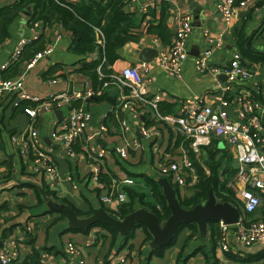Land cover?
<instances>
[{"label":"crops","instance_id":"obj_1","mask_svg":"<svg viewBox=\"0 0 264 264\" xmlns=\"http://www.w3.org/2000/svg\"><path fill=\"white\" fill-rule=\"evenodd\" d=\"M14 1L0 0V6L13 3ZM146 1L142 0L141 2L144 3ZM162 1L156 0L153 6H148L145 10L144 6L140 7V4L137 2H127L128 12L133 13L137 21V26L131 29V33L137 38L121 46V54L118 53V58L111 63L113 71H118L121 67L129 64L136 66L144 62L139 60L138 57V53L142 47H150L158 52L160 47L167 45L159 37L157 39L156 35L148 33L145 30V25L148 21H152L154 24L159 22ZM255 1H261L259 9H250L247 12L240 13L229 24H226L221 20L216 11V0H167L168 6L164 17H166L165 23L170 33L169 42L181 17L186 14L191 16L192 30L187 39L188 57L182 65L180 78L169 76L159 66L157 54L149 61H145L148 66V72L144 74V77L150 79L149 90L152 92L159 91L162 96V100L159 102L160 111L161 106H167V113H176L179 102L186 97L192 98L201 95L207 101L219 98L220 87L225 82V79L220 77L222 74L216 77L208 73L200 74L196 71L194 65L195 58L208 46L203 34L205 29L213 35L221 33L223 38V44L212 51L209 59L212 64L223 65L228 62L232 51L238 48L235 36L236 31L241 30L244 33L246 42L253 34L248 48L255 52L264 51V45H261V48L259 46L252 47L251 45L253 41L258 44L263 42L264 44V0ZM29 9L31 10V8ZM28 19L29 16L20 13L10 23L8 27L9 36L0 44V67L6 62L8 63L10 53L17 42L29 34L28 26L30 20ZM71 36L69 31L63 29L58 24L47 25L44 35V45L46 43L51 44L53 50L50 55L40 59L33 68L29 69L24 80L25 88L28 91L44 98L51 91H73L82 90L86 86L93 87L91 79L79 72L78 69L81 64L97 59L98 53L96 50L84 56L73 53L70 50ZM243 59L250 63H260L262 65L261 68H264V62H252L246 57ZM54 65H59V67L54 72L49 73ZM15 67H17V70L14 72ZM24 67V62H19V65L18 62H15L3 69L0 68V79L9 74L10 76L15 74L14 77H16ZM48 76H56L58 79L54 84H49L46 81ZM245 89L241 83H236L233 93L247 91ZM120 93V88L112 84L105 87L101 95H93L84 100L78 99L74 101L84 106L91 114L87 132H94L96 130L100 117L117 104ZM12 98L13 95H10L3 99V104L2 100H0V249L3 246V239L18 235L25 224L32 223L34 225V232L31 238L21 242L18 246L16 256L18 262L22 261L31 251V248L36 247L40 250L42 261L56 264L64 256V246L68 241H73L81 247L80 255L85 259L87 264H95L98 260L107 262V259L112 254L117 255L123 250L118 251L116 246L111 247L110 235H107L97 227L91 228L86 233L63 230L67 220H57L58 213L50 211L52 208H50L46 198L57 205L69 206L65 202L67 201L81 212L94 211L101 207L113 209L117 207L118 201L113 200L110 205H105L101 202L99 197L106 194L107 189L101 184L98 185L90 178L94 163L80 150L77 151L79 144L74 147L77 152L75 157L66 155L62 157L55 156L61 179L54 188L51 189L46 185L41 174L35 175L29 173L18 152L21 138L27 128L29 119L20 106H13L11 103ZM260 98L264 102V83ZM59 109L62 112L61 117H63L66 108L60 107ZM54 110H43L36 120V125L41 146L50 148L51 152L56 154L60 147L51 139L50 132L62 118L59 120ZM121 117H129L131 119L127 111H119L117 117L114 115L110 117L109 136L104 140H100L102 143H99V139L96 140L99 146L106 150V154L100 163L102 172L115 175L116 179L129 177L126 171L142 172L148 175L156 173L155 163L160 154L158 155L153 152L151 142L140 137L139 133L134 129L126 133V139L129 142H132L133 139L139 140L141 145L128 147L127 158H121L114 152L115 145L124 144L121 128L119 127V119ZM170 133L167 129H163L162 135L158 140L160 153L171 150H182L181 146H179L180 143L176 144L177 136L175 137ZM183 144L187 147L186 143ZM122 159L125 161H122ZM120 161L125 163L120 164ZM65 176H70L72 182L65 180ZM73 184L76 186L75 188ZM44 185L53 191L59 200L53 196H47L42 188ZM143 190L147 198L153 201L149 187L143 184ZM191 192L189 187H186V189L179 187L181 195H189ZM39 197L41 200H39ZM136 207H141V205L136 204ZM254 216L261 219L264 217L261 211H257L251 217L253 218ZM182 231H184L183 235L180 238L179 235L177 236L176 243L168 247L162 257L152 256L147 259L146 248L152 245L151 242L148 246L142 245L144 234L140 229L135 231L134 237L129 240L125 248L128 249L129 253L136 255V260L140 264H175V257L181 250L183 242L188 235L187 229H183ZM101 235H104V237ZM203 236L206 237L203 240L201 239L200 244L203 243L206 246L205 250H207L209 232H206ZM229 242L231 248L234 250L247 253L264 251V241L248 247L238 245L232 237L229 239ZM190 246L193 245L183 248V254L193 249ZM215 254L221 259L222 264L227 262L219 250ZM192 260H194V264H203L205 262L202 255L195 254L190 256L185 264H189ZM255 263L263 264V260L259 259ZM231 264L241 263L234 262Z\"/></svg>","mask_w":264,"mask_h":264},{"label":"built area","instance_id":"obj_2","mask_svg":"<svg viewBox=\"0 0 264 264\" xmlns=\"http://www.w3.org/2000/svg\"><path fill=\"white\" fill-rule=\"evenodd\" d=\"M137 2L144 10L153 6L156 0H126ZM255 0H216V11L221 20L229 24L240 13L259 9ZM29 34L21 38L10 53L8 63L1 65V69L18 62L24 47L45 35V23L35 20L29 21ZM192 19L189 14L181 17L179 24L173 32L171 41L158 49L157 61L159 66L171 77L180 78L184 61L188 57L187 39L191 34ZM96 42L103 44L100 28L95 27ZM208 46L195 58V69L200 74H212L225 76V82L220 87L219 98L212 101L205 100L204 96L186 97L178 104L176 113H162L159 110V102L162 100L159 91H150V79L144 77L148 72L145 62L139 65H126L118 71L108 74L109 80L104 81L102 89L94 90L90 86L82 90L51 91L46 97L31 93L25 88V76L29 69L36 63L50 55L52 45L46 43L44 47L26 61L25 67L19 75L12 78L0 79V98L5 99L13 95L11 103L17 106L21 100H29L33 105L23 108L29 123L21 138L18 152L26 170L32 174H41L46 185L54 188L61 179L56 155L75 157L73 146L81 144L82 153L93 164L90 178L100 185L99 175L102 171L100 163L106 154L105 148H101L97 139L104 140L109 136V122L111 116H118L119 111L125 110L131 119L121 117L119 127L124 144L115 145L114 152L121 158H127L128 147L140 146V141L133 139L127 141L126 133L136 130L140 137L149 140L152 151L160 156L155 163V171L161 177H165L178 187L185 189L192 187L197 180V174L189 151L199 161V155L203 146L210 145L213 140H222L234 156L236 171L228 181L227 186L243 200V212L254 213L262 201L264 194V102L261 100V89L264 83V74L261 73L260 63H250L242 58L238 49H234L231 56L223 65L210 63L212 51L223 44L221 33L210 34L203 31ZM156 37V36H155ZM158 39V37H156ZM99 70V67H98ZM100 77L104 75L99 70ZM58 77L48 76L46 81L54 84ZM236 83H241L247 91L233 93ZM117 85L120 90L118 102L110 111L100 117L99 125L94 132H87V126L91 120V114L82 105L75 106V100H84L93 95H101L103 89L109 85ZM65 107L66 112L50 132L51 139L60 147L58 153L53 154L50 148L41 146L36 120L43 110H54ZM141 116L143 118H141ZM163 129H167L173 135L181 136L180 151H159L158 140ZM183 143L187 144V147ZM65 180L72 182L70 176ZM141 184L132 177L113 179L107 193L100 195L103 204L110 205L113 200L127 201V196L122 186ZM104 186V185H103ZM73 187L76 186L73 184ZM220 236L217 241V249L221 252L231 248L229 239L243 247L264 241V220L239 217L237 223L228 225L219 222ZM34 232V225L27 223L18 235L3 239L0 249V264H16L17 249L21 242L28 239ZM80 246L73 241H68L64 246V256L56 264H87L80 255ZM122 251H125L123 253ZM119 254H112L107 262L98 260L95 264H140L136 255L123 249Z\"/></svg>","mask_w":264,"mask_h":264},{"label":"trees","instance_id":"obj_3","mask_svg":"<svg viewBox=\"0 0 264 264\" xmlns=\"http://www.w3.org/2000/svg\"><path fill=\"white\" fill-rule=\"evenodd\" d=\"M260 2L261 1L257 4L260 5ZM126 4V0H15L13 3L0 6V44L9 36L8 27L10 23L20 15L24 8L29 7L31 8V15L28 20H38L51 26L53 24H58L63 29H66L71 33L73 39L70 42V50L73 53L84 56L94 50L97 51L98 58L81 64L78 70L91 79L93 84V87H91L92 89H102L104 81L109 80L107 75L114 72L111 69V63L118 58L117 49L123 46L126 42L136 40L137 38L133 33H131V29L137 26V21L133 16V13L124 11V6ZM167 6V0H163L160 7L159 22L154 24L152 21H148L145 25V30L148 33H152L159 37L164 44L169 43L170 36L165 23L166 17H164ZM95 27H98L101 30L103 38L102 45L96 42L94 31ZM243 34L244 33L241 30L236 31L235 34L236 44L238 47L237 49L240 51L242 57H246L252 62H264V52H255L248 48L246 45V38ZM44 43V36L28 43L22 51L18 65L19 62L25 63L28 61L35 54V52L44 47ZM58 67L59 65H54L53 69L50 70L49 73L54 72ZM98 67L104 75L103 77H100ZM16 70L17 67H15L14 72ZM8 76L3 77V79L12 78L15 74L11 76L9 74ZM0 100H2L1 102L3 104V99L0 98ZM33 104L34 103L29 100H21L17 106H20L23 111L25 106ZM73 104L75 106L80 105L76 102H73ZM166 107L167 106L160 107L162 113H167L168 108ZM181 140L182 137L178 135L176 137V144L180 143ZM78 144L79 143L75 144L73 148ZM79 150L82 152L81 144H79V149H77V151ZM189 157L193 161L197 174L196 182L192 187H190L192 192L189 195H181L179 193V187L171 182L176 191V196L181 207L191 208L199 203H203L208 198L209 191L212 190L216 200L231 203L239 209L241 216L243 215L246 218H252L251 216L256 214L257 211H261L264 216V194L261 193L263 200L262 206H259L254 213H244L242 210L243 200L241 196L234 193L227 186L228 181L232 178L236 171V167L232 164L234 163L233 152L228 147H218L217 141L213 140L210 145L203 146L201 148L199 161L194 158V154L190 151ZM122 161L125 160L122 159ZM122 161H120V164L125 163ZM126 172L129 177L134 178L137 182L142 183V185L135 184L132 186H122V190L127 196V201L118 202L117 207L113 209H108L107 207L105 208V211L115 218L122 219L137 208L136 204H140L141 207L155 212L160 221L166 220L170 214V210L166 205L162 188L159 184L162 177L159 176L156 171V173H153L152 175L136 171ZM112 179H116V176L101 171L99 175V184L104 185V188H109ZM143 184L149 187L153 201H150L147 198V195L143 190ZM42 188L47 196H53L57 199V196L47 186L44 185ZM39 200H41L40 197ZM60 200L64 201L63 199ZM65 202L69 204V206L73 208L75 213L80 217L88 216L93 212V210L81 212L80 210L74 208L69 202ZM50 211L58 213L57 220H66L63 212L53 209H50ZM47 212L51 213L49 211ZM253 219L259 218L254 216ZM93 227L99 228V230L105 232L107 235L109 234L111 247L116 246L118 251L124 249L128 245L129 240L134 237L137 229L142 230L144 234L142 245L148 246L152 239L150 233L146 229V226L140 222L135 223L132 230L125 236H120L118 231L108 224L98 222ZM90 229L91 228L84 230L71 229L68 222L63 228V230H69L71 232L84 233L88 232ZM183 229L188 230V235L183 242L181 250L175 257V264H185L188 258L195 254L202 255V258L205 260L203 264H222L221 259L215 254L218 250L217 241L220 236L218 222H209L207 224V232H209L207 250H205L206 246L203 243L200 244L201 239L203 240L206 236H203V234L198 230L196 223L190 222L182 224L179 227L169 245L162 247H147V259L152 256L162 257L165 250L176 243L177 236ZM101 236L104 237V235ZM30 238L31 235H29L28 239ZM189 244L193 245L190 246L193 249H191L190 252L183 254V248ZM221 253L227 261L225 264H231L234 262L241 264H256L255 262L259 259H262L264 264V251L247 253L230 248L229 250ZM16 264L51 263L42 261L40 250L33 247L31 248V251L22 259V261L17 262Z\"/></svg>","mask_w":264,"mask_h":264},{"label":"water","instance_id":"obj_4","mask_svg":"<svg viewBox=\"0 0 264 264\" xmlns=\"http://www.w3.org/2000/svg\"><path fill=\"white\" fill-rule=\"evenodd\" d=\"M124 10L128 12L127 5L124 6ZM21 13L30 16L31 10L29 7H26ZM252 37L253 34L246 42L248 47ZM70 39L72 40L73 36H71ZM121 52L122 48L120 47L117 49V53L121 54ZM156 54L157 50L150 47H142L138 53V57L139 60L147 62ZM220 77L225 79L224 75H220ZM54 113L59 120L62 118V112L59 108L55 109ZM141 118L143 117L141 116ZM99 143H102V141L99 140ZM159 184L162 188L166 205L170 210L169 216L164 221H160L155 212L143 207L134 209L122 219L113 217L102 207L94 210L88 216L80 217L70 206L57 205L48 198H46V200L50 208L64 213L71 229L84 230L93 228V226L99 222L110 225L117 230L120 235L125 236L132 230L135 223H143L152 237L151 245L153 247L169 245L182 224L194 222L198 230L202 234H206L207 224L209 222L221 221L224 224L232 225L239 220V209L227 201L216 200L212 190L209 191L208 198L203 203H199L191 208H183L179 204L176 191L171 182L167 178L162 177Z\"/></svg>","mask_w":264,"mask_h":264},{"label":"rangeland","instance_id":"obj_5","mask_svg":"<svg viewBox=\"0 0 264 264\" xmlns=\"http://www.w3.org/2000/svg\"><path fill=\"white\" fill-rule=\"evenodd\" d=\"M251 45H252V47L254 46V47H256V46H259L260 48H261V45H264L263 44V42H260L259 44L258 43H256V42H252L251 43ZM264 48V47H263ZM260 71H261V73H263L264 72V68H260ZM173 136H175L176 137V135L174 134ZM217 141V145H218V147H224V142L222 141V140H216ZM231 162H232V159H231ZM233 164V166L235 167V164L234 163H232ZM190 188V187H189ZM186 189V188H185ZM188 189V188H187ZM262 203H263V200L261 201V204H260V206H262ZM183 233H184V231H180L179 232V238H180V236H182L183 235ZM189 245H192V244H189ZM123 253H125V251H122ZM194 262V260H192L189 264H194L193 263Z\"/></svg>","mask_w":264,"mask_h":264},{"label":"clouds","instance_id":"obj_6","mask_svg":"<svg viewBox=\"0 0 264 264\" xmlns=\"http://www.w3.org/2000/svg\"><path fill=\"white\" fill-rule=\"evenodd\" d=\"M219 223V222H218Z\"/></svg>","mask_w":264,"mask_h":264}]
</instances>
